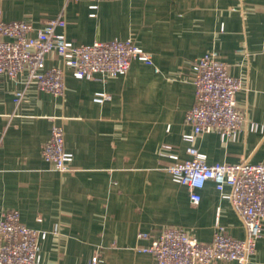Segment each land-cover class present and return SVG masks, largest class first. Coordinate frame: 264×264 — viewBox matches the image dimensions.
Instances as JSON below:
<instances>
[{
    "label": "crops",
    "instance_id": "1",
    "mask_svg": "<svg viewBox=\"0 0 264 264\" xmlns=\"http://www.w3.org/2000/svg\"><path fill=\"white\" fill-rule=\"evenodd\" d=\"M57 17L74 44L131 39L153 64L133 61L124 76L90 80L66 70L60 97L0 76V220L16 210L22 224L47 233L41 264H87L94 256L100 264H155L140 249L165 226L200 243L211 242L216 224L243 239L240 218L214 183L192 204L159 149L169 144L187 158L195 60L214 51L243 81L237 109L263 128L243 127L233 142L206 133L195 146L209 165L264 163V0H0V21L39 27ZM59 65L55 55L46 61ZM53 124L63 128L71 172L52 170L41 156ZM250 264H264V233Z\"/></svg>",
    "mask_w": 264,
    "mask_h": 264
},
{
    "label": "built area",
    "instance_id": "2",
    "mask_svg": "<svg viewBox=\"0 0 264 264\" xmlns=\"http://www.w3.org/2000/svg\"><path fill=\"white\" fill-rule=\"evenodd\" d=\"M110 1V0H99ZM144 1V0H139ZM91 8L95 9L96 5ZM62 17L45 20L39 27L24 21H0V76L4 75L25 88L55 97L64 94L65 71L75 79L97 76H124L133 61L152 65L151 56L131 39L74 44L66 39ZM55 55L61 65L47 68L46 61ZM194 105L184 121L191 131L183 134L187 144L186 159H180L169 144L161 145L159 155L170 160L166 167L171 180L189 191L192 204L200 201L199 191L212 181L221 199L231 205L246 231L243 239L232 238L216 224L209 243H200L187 231L165 226L150 245L140 249L150 253L155 264H213L235 261L250 264L258 239L264 233V163L242 161L237 164L209 165L206 155L195 142L206 133H215L222 141H235L241 129L262 130L248 122L236 107V95L243 81L231 75L227 65L214 51L195 60ZM23 97L17 92L15 102ZM41 156L58 173L71 172L73 155L64 147L61 125L51 126L50 138L42 146ZM227 189V190H226ZM47 233L28 228L16 210H6L0 220V264H41L40 242ZM94 256L87 264H100Z\"/></svg>",
    "mask_w": 264,
    "mask_h": 264
}]
</instances>
